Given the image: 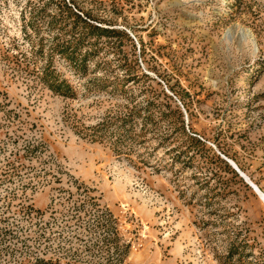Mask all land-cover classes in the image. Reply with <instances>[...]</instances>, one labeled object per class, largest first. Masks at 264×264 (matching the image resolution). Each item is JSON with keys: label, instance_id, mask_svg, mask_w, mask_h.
Returning a JSON list of instances; mask_svg holds the SVG:
<instances>
[{"label": "rangeland", "instance_id": "obj_1", "mask_svg": "<svg viewBox=\"0 0 264 264\" xmlns=\"http://www.w3.org/2000/svg\"><path fill=\"white\" fill-rule=\"evenodd\" d=\"M258 192L264 0H0V264H264Z\"/></svg>", "mask_w": 264, "mask_h": 264}, {"label": "trees", "instance_id": "obj_2", "mask_svg": "<svg viewBox=\"0 0 264 264\" xmlns=\"http://www.w3.org/2000/svg\"><path fill=\"white\" fill-rule=\"evenodd\" d=\"M77 17V16H76ZM78 18V17H77ZM82 23H84L85 24V27L86 28H89L90 29V25H88L85 21H83V20H80ZM93 30H95L96 32H100L101 30L100 29H98V28H93ZM67 54V56H69V58H72V59H74L73 61H75L74 63L76 64L77 63V61H78V59H77V57L75 58V57H71V54H74L72 51H71V53H66ZM80 56H82V58H84V56L83 55H80ZM48 79V77H46L45 78V80H47Z\"/></svg>", "mask_w": 264, "mask_h": 264}, {"label": "bare ground", "instance_id": "obj_3", "mask_svg": "<svg viewBox=\"0 0 264 264\" xmlns=\"http://www.w3.org/2000/svg\"><path fill=\"white\" fill-rule=\"evenodd\" d=\"M259 193V192H258ZM260 194V193H259ZM260 195H262V194H260ZM262 197L264 198V196L262 195Z\"/></svg>", "mask_w": 264, "mask_h": 264}]
</instances>
